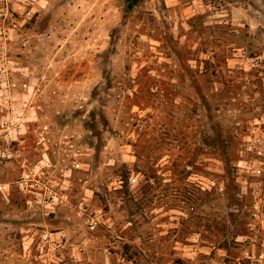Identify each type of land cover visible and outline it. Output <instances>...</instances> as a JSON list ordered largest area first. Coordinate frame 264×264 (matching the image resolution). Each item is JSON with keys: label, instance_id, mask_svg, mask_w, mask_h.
Returning a JSON list of instances; mask_svg holds the SVG:
<instances>
[{"label": "rangeland", "instance_id": "rangeland-1", "mask_svg": "<svg viewBox=\"0 0 264 264\" xmlns=\"http://www.w3.org/2000/svg\"><path fill=\"white\" fill-rule=\"evenodd\" d=\"M0 264H264V0H0Z\"/></svg>", "mask_w": 264, "mask_h": 264}, {"label": "water", "instance_id": "water-1", "mask_svg": "<svg viewBox=\"0 0 264 264\" xmlns=\"http://www.w3.org/2000/svg\"><path fill=\"white\" fill-rule=\"evenodd\" d=\"M134 1L135 0H128V6H129V8H132L133 7Z\"/></svg>", "mask_w": 264, "mask_h": 264}]
</instances>
